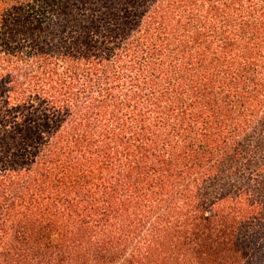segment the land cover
Here are the masks:
<instances>
[{
	"label": "trees",
	"instance_id": "1",
	"mask_svg": "<svg viewBox=\"0 0 264 264\" xmlns=\"http://www.w3.org/2000/svg\"><path fill=\"white\" fill-rule=\"evenodd\" d=\"M0 264H264V0H0Z\"/></svg>",
	"mask_w": 264,
	"mask_h": 264
}]
</instances>
